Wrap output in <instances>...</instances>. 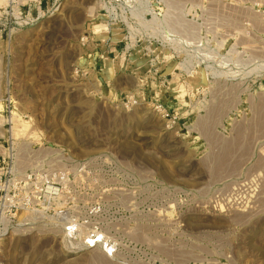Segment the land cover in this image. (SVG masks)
I'll list each match as a JSON object with an SVG mask.
<instances>
[{
    "label": "rangeland",
    "instance_id": "374dc122",
    "mask_svg": "<svg viewBox=\"0 0 264 264\" xmlns=\"http://www.w3.org/2000/svg\"><path fill=\"white\" fill-rule=\"evenodd\" d=\"M102 7L0 32V264H264V0Z\"/></svg>",
    "mask_w": 264,
    "mask_h": 264
},
{
    "label": "built area",
    "instance_id": "2783aa9c",
    "mask_svg": "<svg viewBox=\"0 0 264 264\" xmlns=\"http://www.w3.org/2000/svg\"><path fill=\"white\" fill-rule=\"evenodd\" d=\"M45 3V0H0V32L5 33L6 35H9L12 31L16 30H22L26 27L32 26L34 23H36L40 18L41 14L43 13V5ZM102 8L104 11V17L106 20L108 19L107 25H109V34L112 35L113 29H115L118 33L121 34L126 30L127 32L132 29L133 26L137 24V10L139 7V0H102ZM144 17L149 16L152 19L162 21L164 18V15L162 13V8L157 5H150L148 8L144 9L142 11ZM114 26V28L112 27ZM109 39V46L111 47H117L118 42L123 41L124 39L120 40H112ZM155 41L158 40L157 38L154 39ZM174 36L168 34L165 31L164 34V41H166L165 44H169L170 42L174 41ZM178 40V39H177ZM156 46V43H155ZM130 47L125 43L123 50L119 53L120 58L126 52L124 50H128ZM178 54L176 52V57L182 60V53L180 48H178ZM171 55H168L167 58L163 61V64L165 65L163 70L155 71L154 74L156 75V78L160 81H166L169 76H171L174 72V69L170 70V66L174 62L173 54L170 52ZM128 58H130L129 65H126L123 67L124 70H131V71H139L141 68H146V64L148 63V58L142 59L139 61L133 60L131 58V55H128ZM122 59V58H121ZM121 59L119 62H121ZM145 61V62H144ZM119 64V63H118ZM128 68V69H127ZM195 71V69H194ZM151 90V89H150ZM157 96V95H155ZM163 115L165 117L169 116V113L166 111V109H163L162 111ZM171 122H174L173 119H171ZM3 233V231H0V235ZM63 233L65 236H68V234L71 233L70 227H65L63 229ZM99 239L96 237V240ZM98 244H101V248L104 249L107 253V255H111L109 251H107V246L104 243L98 242ZM85 246L87 247H94L90 246L89 244Z\"/></svg>",
    "mask_w": 264,
    "mask_h": 264
},
{
    "label": "bare ground",
    "instance_id": "6f19581e",
    "mask_svg": "<svg viewBox=\"0 0 264 264\" xmlns=\"http://www.w3.org/2000/svg\"><path fill=\"white\" fill-rule=\"evenodd\" d=\"M96 25L98 26V24H96ZM97 26H96V27H97ZM181 84H182V83H180V84L177 86V88H178V87L181 88V86H182ZM183 87H184V86H183ZM185 90H186V88H185ZM183 94H184V93H183ZM181 95H182V93H181ZM64 236H65V235H64ZM85 239H86V241H85L84 244H86V245L89 244L90 246H94V245H96V240H95V239H92V238H90V237H89V238H85ZM110 248H111L110 245H108V246H107V249H110ZM105 254H107L106 251H105Z\"/></svg>",
    "mask_w": 264,
    "mask_h": 264
}]
</instances>
